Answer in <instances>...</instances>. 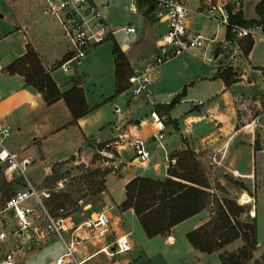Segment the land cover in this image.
I'll return each mask as SVG.
<instances>
[{
  "label": "crops",
  "instance_id": "1",
  "mask_svg": "<svg viewBox=\"0 0 264 264\" xmlns=\"http://www.w3.org/2000/svg\"><path fill=\"white\" fill-rule=\"evenodd\" d=\"M144 11H147L146 7ZM41 13L46 15L43 11H41ZM242 14L244 18L257 17L254 9L253 14L246 15L243 13V11ZM191 15H193V13ZM194 15L197 14L194 13ZM47 18H49V21L43 25V28L40 29V33L33 32L32 34L27 32V27L24 30L21 27L22 25H14L12 29L6 28V30H3L0 33V126L7 127L9 130L10 125L13 123L16 130H20L23 127L24 116H27V114L34 110L38 105L47 107L48 110L55 107H61V109L65 111L64 118H66L62 123L68 122L70 119L68 109L61 98H58L49 104H45L40 96V93L36 89L30 85L24 84L22 75L16 72L11 73L4 69L6 64L24 52L26 43L35 50L41 64L48 71L59 90H64L71 85V75L79 77V85L82 89L84 102L88 107V110L84 114L77 117L73 123L82 132L81 137H87L88 134V137H93L95 140L102 138H107L110 140L109 143L112 144L116 152V160L114 161V164L117 166H115L116 172H112L111 170V172H107L103 175V188L97 191L99 192L98 195H100L102 204L99 206H94L88 202L87 212H85V209H87L85 204H82L81 209H76L73 211L65 209L67 213L77 220L87 217V215L89 216L93 211L99 208H105L109 214L107 230L102 237H91V231L89 229L79 230L78 233L80 235H88V238L75 244L73 256L76 259L84 256L85 259L83 262L88 260V264H95L89 260L99 252H103L99 248L105 244L110 245L115 237L125 233L129 241V249L127 250L131 251L134 248L139 249L144 254V258L147 260L144 264H221L218 258L217 250H212L210 252L200 251L194 248L185 237L186 231L199 225L208 218V211L206 208H202L199 211L171 225L167 233L147 236L140 226V223L138 222L133 210L130 207L121 209L118 207V204L124 197L123 185L128 179L135 175L147 176L151 178H163L167 174V164L174 162H170L166 158H174L172 155L174 152L185 147H189L194 151V156L206 174L209 183H211L209 179L214 177V173L221 170L225 173H229L233 178L237 179L240 184H242L240 187V190L242 191L239 190L238 194H240L242 201H245L248 208V214L253 216L250 212L254 211L252 193L255 190L256 171L254 161H251L250 155L251 151H255V149L258 151H264V149L262 147L253 148V141L250 137L246 139L240 137L242 135L241 133H243L241 129L244 125L238 121L237 111L240 112L241 108L246 109L249 105V102L251 105V102L259 101L258 97H261V95L264 93V74L261 69L264 63L260 65L255 64V67L251 68L250 70L238 69L236 66H232L231 64L227 63L226 66H229L231 68V72H234V75L230 76V79L232 80L227 84L224 83L218 73L225 67L221 66L222 64L220 63L214 67H211V69L207 71L206 74L196 73L195 75H188V77H181V75H177L179 82L183 85L187 84L193 79L196 83L204 81H206V83L212 82L214 87L205 93V95H207L205 101H197V103L203 105L200 109H197L199 111L194 113H186L181 118L185 126L183 130L179 132V134H177V132L174 130V128L178 125V120L175 116H171L168 109L166 113H163L165 118L163 117L161 120L162 127L159 130L161 135L157 138H153L150 134L152 132H156L157 124L151 119L149 113L147 114L144 111L138 109L141 102H139L140 100L137 97H133L135 102L130 104L129 108L131 109H127L128 113L131 114L128 115L127 113H124L120 115L119 113L114 124L106 126V121H102L100 118V116L103 115V111L101 110L102 107L108 106L110 111L111 103H116L119 99V94H121V92L127 88L126 87L118 93H114V65L113 55L111 52V45L113 41L109 46L106 47V49L103 47L106 40L111 38V36L101 43L95 45L93 48H90L86 55L78 60H75L74 64L71 65L70 61L65 62L63 66L66 68L64 69L61 63L65 61L69 55L67 53L68 46L66 40L61 36V34H59L58 26L55 25V30H53L52 24L50 23L52 19L49 16H47ZM191 19L192 16H190V21ZM212 22V29L206 28L204 26L206 31L208 29L209 33L215 32L216 35L217 28H222L223 35L225 37L226 30L214 21ZM263 22L264 21L259 22L262 28L261 34L253 36L252 41L254 37L264 40ZM161 32L153 34L151 33V35H149L145 27L143 34L147 36L149 39V44L152 47V50L147 54L146 57L150 58L154 53L153 50H155V39ZM13 34H17L19 36V41L17 44H14L10 39L11 35ZM238 40L241 41L242 39L239 38ZM223 43L226 45L224 40ZM117 45L124 55L127 53V51L132 54V52L129 50L130 46L127 44V42H122L121 44L117 43ZM102 49L106 51V53L103 55L105 57L104 66L105 70L107 71L106 73L109 77V81L113 86V91L110 89L107 91H100L102 90L101 78H99L98 75H92L93 71L100 67ZM250 51L251 47L246 55L249 56L251 54ZM190 53H194V51ZM64 56H66V58H64ZM146 57H144L143 60H135L130 59L127 55L126 58L131 67V71L139 70L141 64L147 59ZM161 64L155 71L151 73L150 82L152 81L153 76L157 77L160 76L161 73L168 72L167 69L161 68ZM55 72L57 74H55ZM254 75H256V79H254ZM149 84L147 88V95L146 97L142 98L145 102L149 103V111L154 110V104L168 101L166 96L170 94L173 96L175 93L179 92V90L176 91L173 89L167 91L165 95L163 90L159 88L157 90L155 86H152V94H150ZM91 87L97 90L95 92H93V90H89ZM158 96L163 97L158 98ZM127 102L126 104H128ZM118 109L119 108L116 105H113V111L115 113L118 112ZM113 111L111 113H114ZM28 119L32 121L34 117L30 116ZM128 119H131V121L126 122ZM62 123L56 124V127ZM167 126L172 128H170L171 130H167L165 133L163 130L168 128ZM90 127H93L91 131L89 129ZM86 128H88V131ZM122 131L136 133L140 137L147 138V145L151 152L150 156L148 155L147 160L143 162H136L132 159V155L129 156V160H121V148L125 146L130 147L127 140L126 142H119L116 140V134ZM97 133H100L101 135L98 136L96 135ZM261 135L264 137V134ZM3 145L8 150L12 151L7 145ZM154 150L156 151V155L154 154ZM102 163H106V161H103ZM111 174L121 176L120 191L122 192L119 198L113 199V197L110 196L111 199L108 200V196L104 195V187L107 177ZM0 175H2V173ZM1 177L3 178V176ZM3 179L5 181L14 180H6L5 178ZM212 188L208 189L212 191ZM106 190L109 193L108 189ZM101 194L103 196H101ZM123 217L127 221L126 224L131 225L130 228H121V220ZM38 224L39 223H37V225ZM51 237L56 238L54 235H50L48 238ZM233 240L225 244L223 249H226L227 251L233 250L235 248L232 244ZM37 242H39V240H31L27 243L29 244V247H35ZM27 248V246H24L25 250H27ZM62 252L63 246L62 249H60L56 254L52 255L51 257H47L48 259L45 262L37 263V260H34V256L30 255L31 258H28L26 261H24V263L52 264L54 259ZM122 252L124 251L115 252L112 255H107L104 252L103 253L105 256H114V254H119ZM255 255L259 256L260 253L256 252ZM258 256L255 257L253 255L252 258L240 264H256V261H259V258H257ZM125 261L129 262V264H133L128 258H124L122 260H113L112 264ZM14 264H16L15 254ZM64 264H73V262L68 259V261Z\"/></svg>",
  "mask_w": 264,
  "mask_h": 264
},
{
  "label": "rangeland",
  "instance_id": "2",
  "mask_svg": "<svg viewBox=\"0 0 264 264\" xmlns=\"http://www.w3.org/2000/svg\"><path fill=\"white\" fill-rule=\"evenodd\" d=\"M97 1L100 2L101 0ZM104 1L107 2L108 6V11L105 14V19L108 23L116 28L124 25H133L135 30L133 32H124L123 30L114 32L111 38L106 40L103 47L106 49L112 41L118 44L127 42L130 46L129 50L132 52V54H130V52L127 51L126 54L128 57L130 59L143 60V58L152 50V47L149 44V39L143 34L145 27L149 35H151V33L161 32L165 28V23L159 21L153 14L154 11L158 9L157 2L152 0H143L142 3L139 1L133 2L132 0ZM255 1L256 0H240L239 6L234 7L232 10H237L238 8L241 9V13L243 11L246 15L253 14V3ZM196 2L197 0H188L191 7H194ZM145 7L147 8V11H144ZM41 11L42 4L40 0H0V33L3 30H6V28L12 29L14 25H22L21 27L24 30L27 27V32L32 34L33 32L40 33V29H42L43 25L49 21V18L41 13ZM191 16V29L198 30L205 36L202 45L186 49L165 60L161 64V68L167 69L168 72L161 73V75L157 77L153 76V79L149 84L150 94H152V86H155L157 90L158 88L163 90L165 95L169 90H183L180 99L169 108L171 116H175L178 120V125L174 128L177 134H179L185 126L181 118L186 113L199 111L197 109H200L203 105L197 103V101H205V98L207 97L205 93L214 87L212 82L206 83V81H204L196 83L193 79L183 85L179 82V75H181V77H188V75H195L196 73L206 74L211 67H214L218 63L222 64L221 66H226L227 63H229L232 66H236L238 69L244 70L254 68L255 64L260 65L264 63V40L254 37L250 46L251 54L248 56L246 55L247 53L245 54L243 51L242 40L240 41L236 38L224 37L222 28H217V33L213 38V41H209V37L212 36V33H209L208 29L206 31L204 26L212 29L213 22L205 17H200L194 14ZM50 23L52 24L53 30H55L54 26L57 25L55 20L52 19ZM58 32L60 34L59 30ZM10 39L14 44H17L19 36L13 34ZM223 40L226 42V45L223 43ZM192 51H194V53H190ZM215 51L218 52V54L216 53L214 55ZM101 53L100 67L94 70L92 75H98L99 78H101L102 90L100 91H107L109 89L113 91V86L109 81L104 66L105 57L103 55L106 51L102 49ZM74 61L75 60H71L70 64H74ZM55 74L57 73L55 72ZM75 77V75H71V83ZM254 79H256V75H254ZM89 90L95 92L97 89L91 87ZM171 96L172 94L166 97L169 100ZM262 96L263 94L261 97ZM133 97H137L140 100L139 102H141L138 109L147 114L149 113V103L142 99L146 96H133L127 86V88L119 94V99L116 102L117 104L111 103L112 111L113 105H116L119 108L117 113L114 111V113H111L112 111H109L108 106L102 107L101 110L103 111V115L100 116V118L102 121H106V126L114 124L119 113L120 115L124 113H127L128 115L131 114L128 113L127 109L130 107L131 103L135 102ZM161 97L163 96H158V98ZM261 97H258L259 101L251 102V105L249 102L250 106L248 105L246 109L241 108L240 112L237 111V118L238 121L244 125L241 129L243 133H241L242 135L240 137H243V139L250 137L257 148L262 147L264 149V137L261 135L264 134V103L262 102ZM126 102L128 104H126ZM159 113H166V111L164 112L160 110ZM30 116L34 117L32 121L28 119ZM64 116L65 111H63L61 107H55L48 110L47 107L38 105L34 110L28 113L27 116H24L23 127L20 130H16L12 123L8 130V136L3 137L1 141L12 151H15L20 155H27L31 158V162L27 166L25 173L34 186L38 188L43 186L52 188V194H67L68 198L62 205L64 209L73 211L81 209L82 204H85L87 206L85 212H87L88 202L94 206L102 204L100 195H98L99 192H97L95 188L99 185L103 174L102 172L105 168H109V172H111V170L112 172L115 171V166H117L114 164L116 154L112 151L114 148L112 144L109 143L110 140L107 138L95 140L93 137H88V134L87 137H81L82 132L73 122L62 123L66 119ZM129 121H131V119H128L126 122ZM60 123L62 124L56 127V124ZM169 126L163 130L165 133L167 130H171L170 128L172 127L169 128ZM86 129L88 131V128ZM89 129L91 131L93 127H90ZM96 135L99 136L101 134L97 133ZM102 148L110 151L111 154L109 156L104 155L101 152ZM147 149L148 155L150 156L151 152L148 145ZM132 154L133 152L129 146L122 147L120 150L122 161L129 160V156ZM154 154L156 155L155 150ZM250 159L251 161H254L256 171L255 190L252 193V198L255 212L254 219L257 246L251 250L250 258H252L253 255L255 257L258 256L255 255L256 252L260 254L264 252V151H258L257 149L251 151ZM103 161H106V163H102ZM1 176L2 175H0V186L1 179H3ZM120 177L121 176L119 175L112 174L107 177L104 187V195L108 196V200L111 199L110 196H112L113 199H117L121 195ZM209 180L211 181L210 185L213 187L215 194H217L219 198L227 196L233 198L237 203L244 205V211L238 215L239 219H251L245 201H242L240 194H238L242 184H240L237 179L233 178L229 173L220 170L219 172H215L214 177ZM58 182L62 185L56 187L58 186ZM217 184L221 185L220 189L216 188ZM23 185L24 184L19 179L12 180V183L8 188V193L10 194L11 190L13 191L22 188ZM106 189H108L109 193ZM101 196L103 195L101 194ZM45 200L46 199H44V202ZM2 204L3 199L0 198V207ZM18 205L35 206L36 203L33 196H27ZM206 209L209 211V207ZM35 211H37V209ZM0 214L4 217V221L1 223L0 227L6 233L5 239L0 242V254L4 249L12 248L15 254L16 264H25L24 261L31 258L32 255L34 256V260H37V263L45 262L48 259L47 257H51L62 249V244L57 237L48 238L50 235H41L39 231H34L33 226L37 225V223H39L37 226L40 225V222H38L39 219L36 217H31L32 223L25 228L23 231L24 233L12 234L13 229L17 227L13 211L8 208L3 210ZM126 223L127 221L123 217L121 220L122 229L131 227L130 224ZM31 240H39V242H37L35 247H29L27 242ZM232 242L233 246L236 248L242 243V239L236 237ZM24 246L28 247L27 250L24 249ZM216 250L217 252H220L226 249L221 247ZM259 257L260 255L257 258ZM124 258H128L133 264H144L147 261L146 258H144V254L137 248H134L131 251L127 250L119 254H114V256H105L103 252H99L89 261H92L95 264H112L113 260H122ZM259 262H262L261 258H259ZM82 264H88V260Z\"/></svg>",
  "mask_w": 264,
  "mask_h": 264
},
{
  "label": "built area",
  "instance_id": "3",
  "mask_svg": "<svg viewBox=\"0 0 264 264\" xmlns=\"http://www.w3.org/2000/svg\"><path fill=\"white\" fill-rule=\"evenodd\" d=\"M143 1V0H132ZM149 1V0H147ZM157 2L158 9L154 11L157 19L165 23L164 30L155 39V50L150 58H147L139 70H132L127 76L129 91L133 96H146L150 82V74L168 58L180 52L201 46L205 36L198 30L190 27V16L195 13L214 21L219 26L228 30L229 37L242 38L244 36H256L261 34V24L252 22L249 24H239L228 20L229 10L239 6L240 0H197L194 7H191L188 0H152ZM42 11L54 19L57 23L61 36L66 40L67 53L65 61L78 60L84 57L87 51L105 39L112 36L118 30L133 32V25L114 27L105 19L108 11L107 2L101 0H40ZM215 32L209 37L213 41ZM65 69L66 67L63 66ZM264 74V64L261 67ZM264 103V93L261 97ZM149 116L157 124L156 132L150 135L157 138L161 135L159 130L162 127L161 120L163 113L154 110L149 111ZM7 127L0 126V171L6 180L19 179L24 184L22 188L13 190L4 200L0 207V213L10 208L16 219L17 227L12 234H19L26 227L31 225V217L39 219L40 225L33 226L34 231H39L41 235L56 236L63 246V252L58 255L52 264H64L70 259L73 264H81L84 256L76 259L73 250L76 243L88 238V235H80L79 230H90L91 237H102L109 222V214L105 208L93 211L89 216L82 219H75L63 207L54 210L48 208L44 199L49 196L51 189L47 186L36 187L28 179L25 170L31 162L27 155H20L8 150L1 139L8 135ZM117 141L129 143L133 152L132 159L136 162L147 160V138L140 137L136 133L118 132ZM115 140V142H116ZM101 152L109 156L110 151L102 148ZM168 161L173 162V157H167ZM62 184L58 182V186ZM27 196H33L35 206L18 204ZM37 209V211H35ZM4 217L0 215V225ZM6 237V233L0 227V241ZM107 255L129 249V241L125 233L115 237L111 244H105L99 248ZM0 264H14V251L12 248L6 249L0 254ZM116 264H129V262H117Z\"/></svg>",
  "mask_w": 264,
  "mask_h": 264
},
{
  "label": "trees",
  "instance_id": "4",
  "mask_svg": "<svg viewBox=\"0 0 264 264\" xmlns=\"http://www.w3.org/2000/svg\"><path fill=\"white\" fill-rule=\"evenodd\" d=\"M139 2L142 3V1ZM253 9L257 17L244 18L240 9L232 10L228 6V20L239 24L264 21V0H257ZM225 37H229L228 30L225 32ZM240 39H242V48L246 54L252 44V37L244 36ZM111 52L114 65V93H118L128 86L126 76L131 72V67L126 56L114 41L111 45ZM4 69L22 75L24 84L36 89L45 104L61 98L70 114L68 122L75 121L88 110L79 85V77L76 76L68 88L59 90L41 64L35 50L27 43L24 52L6 64ZM218 73L226 84L232 80L230 76L234 75L229 66H225ZM182 93L183 90L175 93L167 102L154 104L153 109L157 112L167 111L180 99ZM252 145L253 148L257 147L255 143ZM112 151L116 153L115 150ZM172 155L175 160L167 164V174L163 178L135 175L128 179L123 185L124 197L118 207L121 209L130 207L147 236L167 233L171 225L202 208L209 207L208 218L186 231V239L194 248L210 252L240 237L242 243L239 246L230 251L218 252V258L221 264L246 262L251 256V250L257 244L255 212H250L253 215L250 220L239 219L238 215L244 211V205L237 203L233 198L227 196L219 198L215 194L192 149L185 147ZM109 171V168L103 170L99 185L95 188L96 191L103 188V175ZM11 183L12 181L1 179L0 198L3 200L9 195L8 188ZM208 188H212V191ZM216 188L220 189L221 185L217 184ZM67 198V194L50 192L45 198V204L54 210L57 207H63ZM259 258L262 262L256 261V264H264V252Z\"/></svg>",
  "mask_w": 264,
  "mask_h": 264
},
{
  "label": "water",
  "instance_id": "5",
  "mask_svg": "<svg viewBox=\"0 0 264 264\" xmlns=\"http://www.w3.org/2000/svg\"><path fill=\"white\" fill-rule=\"evenodd\" d=\"M217 52L215 51V53H214V55L216 54ZM21 233H24L22 230L19 232V234H21Z\"/></svg>",
  "mask_w": 264,
  "mask_h": 264
}]
</instances>
